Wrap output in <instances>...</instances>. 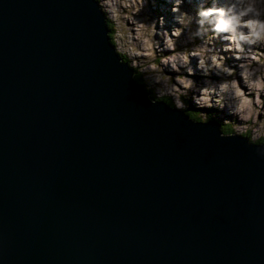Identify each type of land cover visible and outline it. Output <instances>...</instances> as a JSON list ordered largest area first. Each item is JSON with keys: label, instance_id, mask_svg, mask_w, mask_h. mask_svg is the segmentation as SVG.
I'll use <instances>...</instances> for the list:
<instances>
[{"label": "water", "instance_id": "water-1", "mask_svg": "<svg viewBox=\"0 0 264 264\" xmlns=\"http://www.w3.org/2000/svg\"><path fill=\"white\" fill-rule=\"evenodd\" d=\"M108 32L0 0V264H264L253 142L150 104Z\"/></svg>", "mask_w": 264, "mask_h": 264}, {"label": "clouds", "instance_id": "clouds-1", "mask_svg": "<svg viewBox=\"0 0 264 264\" xmlns=\"http://www.w3.org/2000/svg\"><path fill=\"white\" fill-rule=\"evenodd\" d=\"M156 4L113 0L106 9L122 37L115 54L120 63V56L131 60L125 65L148 102L188 120L187 113L198 112L200 125L213 111L234 116L241 103L264 112V0H164L166 15L153 16ZM227 121L218 125L220 137ZM248 145L264 159V144Z\"/></svg>", "mask_w": 264, "mask_h": 264}, {"label": "rangeland", "instance_id": "rangeland-1", "mask_svg": "<svg viewBox=\"0 0 264 264\" xmlns=\"http://www.w3.org/2000/svg\"><path fill=\"white\" fill-rule=\"evenodd\" d=\"M97 2L105 15L106 25L108 26L109 24V26L112 27V44L114 45V48L118 55H120L117 51L119 43L122 40V37L118 34L120 32V29L117 24L116 18L111 16V14L106 11V9L113 3V0H97ZM149 11L153 16L166 15V5L164 4V0H157L156 6L149 9ZM123 57H125L127 59V63L131 65V60L126 56ZM132 59H136V57H132ZM189 107L192 108L191 105H189ZM196 114L198 115V113ZM212 118L221 122L224 119H228L227 123H223V125H228L230 129H232V133L243 135L247 137L250 142L261 143L262 141H264V112L258 114L253 113L245 103H241L239 111L234 116H229L226 111H213Z\"/></svg>", "mask_w": 264, "mask_h": 264}, {"label": "trees", "instance_id": "trees-1", "mask_svg": "<svg viewBox=\"0 0 264 264\" xmlns=\"http://www.w3.org/2000/svg\"><path fill=\"white\" fill-rule=\"evenodd\" d=\"M108 28H109V37H110V41H111V43H113V38H112V31L113 30H111L112 29V27H110L109 26V24H108V26H107ZM124 61H126L127 62V59L125 58V57H123V56H120ZM192 110H195V109H192ZM196 113H198V112H189V113H187V115L191 118V119H193V120H196V121H200V119H199V117H198V115L196 114ZM197 115V116H196ZM212 121H216V122H218V124L221 122V121H217V120H214L213 118L211 119ZM220 129L222 130V132L224 133V134H230V133H232V129H230V127L228 126V125H223V123L221 124V127H220ZM243 136V135H242ZM250 139V138H249ZM261 141V140H260ZM260 141H255V142H260Z\"/></svg>", "mask_w": 264, "mask_h": 264}, {"label": "bare ground", "instance_id": "bare-ground-1", "mask_svg": "<svg viewBox=\"0 0 264 264\" xmlns=\"http://www.w3.org/2000/svg\"><path fill=\"white\" fill-rule=\"evenodd\" d=\"M224 134V133H223Z\"/></svg>", "mask_w": 264, "mask_h": 264}]
</instances>
